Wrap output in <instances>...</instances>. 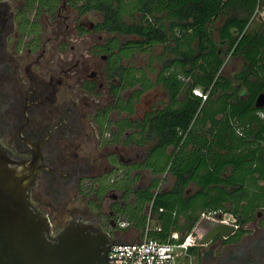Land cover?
<instances>
[{
  "label": "trees",
  "instance_id": "16d2710c",
  "mask_svg": "<svg viewBox=\"0 0 264 264\" xmlns=\"http://www.w3.org/2000/svg\"><path fill=\"white\" fill-rule=\"evenodd\" d=\"M53 1L31 0V4L43 9L44 3ZM70 2L73 6L82 2L77 6L80 13L101 12L96 29L111 34L106 45L95 47L96 53H107L106 84L112 98L96 121L115 125L111 145L147 146L140 161L115 172L101 187L103 192L121 188L124 198H133L122 215L129 225L144 230L148 219L144 209L149 205V219L154 223L149 237L166 241L173 231L183 236L192 231L198 239L208 229L207 221L200 220L202 212L222 210L246 216L251 207L263 203L264 106L255 107L254 102L264 91V20L258 14L264 0ZM228 9L239 13L223 19L216 41L211 24ZM121 36L131 37L122 40ZM221 44L226 55L231 52L244 60L234 77L220 73L225 60ZM156 45L162 46L161 52L150 54L144 66L135 65L136 55L151 52ZM154 61L159 68L152 65ZM149 71L155 72L154 79ZM158 84L167 99L141 120L131 119L140 96ZM112 110L117 120L109 119ZM144 168L152 176L137 185ZM165 173L174 180L162 187ZM190 184L195 187L190 189Z\"/></svg>",
  "mask_w": 264,
  "mask_h": 264
},
{
  "label": "flooded vegetation",
  "instance_id": "af4514ba",
  "mask_svg": "<svg viewBox=\"0 0 264 264\" xmlns=\"http://www.w3.org/2000/svg\"><path fill=\"white\" fill-rule=\"evenodd\" d=\"M70 1L46 2L37 9L31 0H0V142L24 163L25 172H36L30 200L47 214L53 234L82 218L97 221L114 235L133 198H124L121 188L103 192L101 187L112 174L140 161L143 153L135 146L109 144L115 125L96 121L112 99L106 84L107 53L95 48L106 45L101 33H109L96 29L98 21L83 20L101 12L80 13L82 2L73 6ZM112 114L117 120L116 110L109 112L110 118ZM65 211L70 217L59 227L56 214ZM218 212L231 214L236 227L201 244L199 239L219 225L203 218L208 229L181 264H264V202L246 216L238 215L245 221L229 211Z\"/></svg>",
  "mask_w": 264,
  "mask_h": 264
},
{
  "label": "water",
  "instance_id": "95a60500",
  "mask_svg": "<svg viewBox=\"0 0 264 264\" xmlns=\"http://www.w3.org/2000/svg\"><path fill=\"white\" fill-rule=\"evenodd\" d=\"M264 105V91L255 100ZM24 163L15 159L0 142V264H109L113 244L142 243L138 229L116 230L108 234L92 219L72 220L53 234L46 213L30 200L36 172H25ZM233 228L217 225L199 239L203 244ZM123 263V262H122Z\"/></svg>",
  "mask_w": 264,
  "mask_h": 264
},
{
  "label": "built area",
  "instance_id": "2783aa9c",
  "mask_svg": "<svg viewBox=\"0 0 264 264\" xmlns=\"http://www.w3.org/2000/svg\"><path fill=\"white\" fill-rule=\"evenodd\" d=\"M258 14L264 20V8L258 10ZM193 91L195 94L201 95L203 99L206 97V95H202L199 89ZM203 218L213 219L220 225L236 227V222L229 213L221 214L218 210L204 211L200 214V220ZM118 225L124 228L127 223L119 222ZM147 232L148 228L146 227L143 237L139 239L142 243L134 242L133 245L113 244L111 249L126 251L110 250L108 257H121V259L108 258V262H112L109 264H181L182 259L189 256L188 248L196 242V237L192 231L184 236L178 231H173L166 241L149 237Z\"/></svg>",
  "mask_w": 264,
  "mask_h": 264
},
{
  "label": "rangeland",
  "instance_id": "374dc122",
  "mask_svg": "<svg viewBox=\"0 0 264 264\" xmlns=\"http://www.w3.org/2000/svg\"><path fill=\"white\" fill-rule=\"evenodd\" d=\"M233 12L235 13H239L238 10H231V9H228L226 10L223 14L220 15V17L215 20L214 22H212V36L214 39H216V33H217V26L223 21L224 18H226L227 16H229L230 14H232ZM136 19H138V15L135 14L134 15ZM102 16H101V13H95V14H87V15H84L83 17V20L87 21V22H97L99 20H101ZM131 21V20H130ZM102 34V38H107L109 36V34H105V33H101ZM96 35H98L96 33ZM131 36H121L120 38L122 40H126L127 38H129ZM102 39V41H103ZM96 40H97V37H96ZM95 40V41H96ZM98 41V40H97ZM99 42V41H98ZM80 50L82 49L81 47H79ZM162 51V46L161 45H156L155 47H153V49L151 50V52H145V53H139L138 55H136V57L134 58L133 62L135 63V65L137 66H144L146 63H147V59L148 57L150 56V54H157L159 52ZM97 63H100L101 62V58H97L96 59ZM225 60H227V63L226 65H224L221 69V73L225 76H231V74L235 71H238L241 67V64H242V59L238 56H225ZM155 66L158 67V63L155 61L154 62ZM149 73V76L151 78H155V72H148ZM127 93V92H126ZM167 99V96H166V93L165 91L163 90V87L161 85H156L155 87H153L152 89H150L149 91H146L144 92L139 101L137 103H135V113L134 115H131V117H135V118H139L141 117L144 112L146 110H149L151 107H153L154 105H159L160 102L164 101ZM125 114V113H124ZM122 114V116L124 115ZM115 115L112 114L111 115V120H114L115 119ZM113 125V124H111ZM133 148H135L133 146ZM140 152L143 153V149H140L139 150ZM142 173V179L140 180V182H142V184L146 183L148 181V179L152 176L150 174V172L148 171H144V172H141ZM112 176H114V174H112ZM164 177V181L162 182V187H167L169 186L172 181H173V177L169 174H163ZM112 194H118L117 191H112L111 192ZM78 201H76V204L75 205H78ZM83 204V207L86 206L84 202H82ZM81 207V206H80ZM82 208V207H81ZM144 213H147L148 215V219L146 221V224H145V228L147 227L148 229L150 227H153L154 226V223L153 221L151 220V218L149 219L150 215H149V207H146L144 209ZM70 215H69V211H65V212H62L60 214H56V224L61 227L62 225H64L68 219H69ZM120 222H127V220L123 217L119 218ZM129 227H132L131 225H127L126 227L122 228L120 225H117V227L115 228L114 230V234H115V231L116 230H121V231H126ZM135 228V227H134ZM136 229V228H135ZM139 232H138V238L141 239L143 237V232L145 231V229H138Z\"/></svg>",
  "mask_w": 264,
  "mask_h": 264
},
{
  "label": "crops",
  "instance_id": "0c3cea01",
  "mask_svg": "<svg viewBox=\"0 0 264 264\" xmlns=\"http://www.w3.org/2000/svg\"><path fill=\"white\" fill-rule=\"evenodd\" d=\"M220 25V24H219ZM218 25V26H219ZM218 26H217V28L216 29H218ZM213 28H212V25H211V30H212ZM212 32V31H211ZM218 40V38H217V33H216V41ZM221 49H222V55L224 56V55H226V47L223 45V44H221ZM238 57H240V56H238ZM241 58V57H240ZM242 59V58H241ZM155 62V61H154ZM154 62L152 63V65L154 66V67H156L155 66V64H154ZM157 63H158V65L160 66V63L158 62V61H156ZM225 65V60H224V62H223V65H222V67ZM243 65H244V60L242 59V64H241V67H240V69L238 70V71H235V72H233L232 74H233V76H232V74H231V76H228V77H234L239 71H241V69L243 68ZM159 66L158 67H156V68H159ZM222 67H221V69H222ZM221 69H220V73H221ZM222 74V73H221ZM153 79V78H152ZM158 85H160V84H158ZM156 86V85H155ZM154 86V87H155ZM162 86V85H161ZM163 90H164V88H163ZM149 91V90H148ZM146 92V91H145ZM166 93V92H165ZM127 93H125V95H126ZM166 96H167V94H166ZM141 97V96H140ZM140 99V98H139ZM139 101V100H138ZM137 101V102H138ZM165 101V100H164ZM136 102V103H137ZM163 102V101H162ZM162 102H160L159 103V105H154L153 107H160L161 105H162ZM153 107H151L150 109H152ZM149 109V110H150ZM149 110H146L145 112H144V114L141 116V117H139V118H137V119H142L143 118V116L145 115V113L147 112V111H149ZM112 111H114V110H112ZM125 113V114H124ZM135 113V112H134ZM122 114H124V115H126V112H122ZM260 114H262L261 112H260ZM123 115V116H124ZM134 115V114H133ZM135 117H131V119H134ZM109 119L111 120V118L109 117ZM128 131V130H127ZM131 146H135V145H131ZM127 147H130V146H127ZM136 148H138L139 150L140 149H143V154L145 153V151H146V149H147V146L145 145V146H142V147H138V146H135ZM141 170V172H144V171H148V172H150V170L149 169H147V168H144V169H140ZM139 169H138V171H140ZM163 176V175H162ZM174 180V179H173ZM173 182V181H172ZM190 189H193L194 187H195V185L194 184H190Z\"/></svg>",
  "mask_w": 264,
  "mask_h": 264
}]
</instances>
